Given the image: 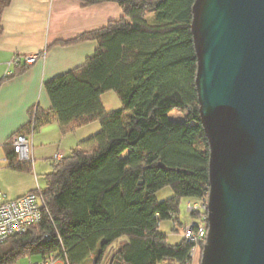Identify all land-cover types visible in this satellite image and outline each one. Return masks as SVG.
I'll return each instance as SVG.
<instances>
[{
	"label": "trees",
	"instance_id": "16d2710c",
	"mask_svg": "<svg viewBox=\"0 0 264 264\" xmlns=\"http://www.w3.org/2000/svg\"><path fill=\"white\" fill-rule=\"evenodd\" d=\"M80 1L115 2L125 16L60 41L95 40L97 47L82 65L45 83L51 108L36 110L18 133L28 135L53 120L64 133L94 121L101 129L46 175L41 189L48 210L39 223L0 244V264L51 254L69 264L90 258L93 264H193L196 243L183 235L171 244L160 225L171 219L174 231L183 229L181 200L204 201L210 190V145L200 121L191 30L195 0ZM10 3L0 0V34ZM112 90L122 102L118 109L103 102ZM173 110L184 117L172 119ZM4 146L10 167L34 170L17 164L14 148ZM165 187L172 194L159 201Z\"/></svg>",
	"mask_w": 264,
	"mask_h": 264
},
{
	"label": "water",
	"instance_id": "95a60500",
	"mask_svg": "<svg viewBox=\"0 0 264 264\" xmlns=\"http://www.w3.org/2000/svg\"><path fill=\"white\" fill-rule=\"evenodd\" d=\"M192 11L210 145L201 264H264V0H195Z\"/></svg>",
	"mask_w": 264,
	"mask_h": 264
},
{
	"label": "crops",
	"instance_id": "0c3cea01",
	"mask_svg": "<svg viewBox=\"0 0 264 264\" xmlns=\"http://www.w3.org/2000/svg\"><path fill=\"white\" fill-rule=\"evenodd\" d=\"M124 16L123 9L115 2L85 5L80 0H11L3 13V30L0 34L1 144L27 128L36 110L47 111L51 108L45 83L82 65L97 47L95 40L68 44L60 41L73 40L84 32ZM44 51L45 57L31 65L22 63L8 67V61L15 54ZM95 123L97 121L66 133L55 120L41 125L33 133H28L30 130L26 129L33 148L34 172L10 167L8 148L1 146L0 191L7 199H15L35 189L37 184L45 187L46 175L53 171L56 163L53 159L55 154L69 155L94 133L95 126L91 125ZM48 162L51 168L43 169ZM41 168L46 170L45 181L39 177L38 170ZM86 264H93L92 259Z\"/></svg>",
	"mask_w": 264,
	"mask_h": 264
},
{
	"label": "built area",
	"instance_id": "2783aa9c",
	"mask_svg": "<svg viewBox=\"0 0 264 264\" xmlns=\"http://www.w3.org/2000/svg\"><path fill=\"white\" fill-rule=\"evenodd\" d=\"M43 57H45V51L41 53L15 54L8 61V67L18 66L22 63L31 65ZM7 144H11L17 153V164L30 163L34 169L33 148L27 135L17 133L5 144L0 143V147ZM62 158L63 155L57 153L53 159L55 162H59ZM187 206L189 209L187 210L190 213H197L198 215V217L193 218L190 224H187L183 228L184 237L196 243L191 251V255L193 256L196 250L203 247L207 237L208 197L201 202L188 201ZM44 210H48L46 199L38 184L34 190L15 199H7L6 195L0 191V244L15 235L26 232L29 226L39 223ZM59 262L69 264L67 257L66 259H62L58 258L55 254H51L44 260H38L30 264H58Z\"/></svg>",
	"mask_w": 264,
	"mask_h": 264
},
{
	"label": "rangeland",
	"instance_id": "374dc122",
	"mask_svg": "<svg viewBox=\"0 0 264 264\" xmlns=\"http://www.w3.org/2000/svg\"><path fill=\"white\" fill-rule=\"evenodd\" d=\"M103 101H104L105 106L108 109H118V108L122 107V102L119 98V95L114 90L105 93L103 95ZM184 115H185L184 112H181L179 110H173L172 112L169 113V116L172 119H182L184 117ZM94 126H95V129L93 130V132H94L93 134H95L96 132H98L101 129V123L99 121H97V123H95V125H91V127H94ZM96 126H97V128H96ZM93 134H91V135H93ZM81 135L82 134L79 132V136H81ZM90 136H88V137H90ZM88 137H86L85 139H87ZM73 138H75V137H73ZM50 168H51V164L49 162L45 163L43 169H50ZM43 169L41 168V170H38L39 177H40L41 181H45V174L44 173H46V172H44V171H46V170H43ZM171 194H172L171 189L169 187H165L164 189L159 191V193L157 194V198L159 201H162V200L168 198ZM188 200L189 199H187V198H183L179 204V219L184 225L190 224L193 220L190 212L188 211L189 210L188 206H187ZM160 230L167 235L168 241L171 244L178 243L183 239V231H182L183 229H181L179 227L177 231H174L173 220H171V219L163 220L161 225H160ZM201 257H202V248L199 250H196V252L194 253L193 264H201ZM37 259L38 258L35 256L25 257V258L20 259L15 264H30L31 262L37 261ZM58 264H63V263L59 262ZM162 264H167V263H162Z\"/></svg>",
	"mask_w": 264,
	"mask_h": 264
}]
</instances>
